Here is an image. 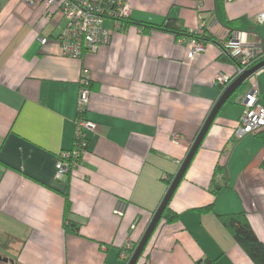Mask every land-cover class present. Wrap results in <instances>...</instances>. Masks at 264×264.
<instances>
[{"label":"crops","instance_id":"obj_1","mask_svg":"<svg viewBox=\"0 0 264 264\" xmlns=\"http://www.w3.org/2000/svg\"><path fill=\"white\" fill-rule=\"evenodd\" d=\"M92 1L111 8L119 0ZM123 1L129 23L107 19L110 42L74 58L61 50L58 4L0 0V247L12 255L0 254L15 264H128L222 96L216 75L237 70L219 39L243 30L264 47V0ZM168 18L183 31L204 23L217 42L190 57L186 37L135 23ZM84 67L92 76L85 116L98 127L86 131L79 168L58 178L59 154L74 143ZM257 81L264 105V67ZM248 89L220 108L170 199L177 220L160 218L138 264H255L217 217L245 212L264 241V128L234 133ZM217 166L227 172L222 187ZM66 194L79 235L63 227ZM118 200L127 204L121 217Z\"/></svg>","mask_w":264,"mask_h":264},{"label":"built area","instance_id":"obj_2","mask_svg":"<svg viewBox=\"0 0 264 264\" xmlns=\"http://www.w3.org/2000/svg\"><path fill=\"white\" fill-rule=\"evenodd\" d=\"M29 5L36 6L39 0H25ZM46 5L58 4L66 20L65 27L58 39L62 53L74 58H82L86 53H95L102 46L107 45L112 37V31L105 27L107 19L113 20L117 26L130 18L131 7L126 1L119 0L113 7L106 8L92 0H43ZM257 21L264 23V11L261 12ZM187 38L188 54L190 57L205 50L206 42L201 37L206 35V26L201 23L196 29L189 31ZM248 31L228 30L219 39L222 54L233 58L237 62L235 74L228 75L219 73L215 77V84L220 87L222 94L228 86L247 70L264 60V47L255 43L249 37ZM41 43H46L47 38H40ZM180 41H184L180 37ZM258 71L254 72L246 81L249 89L246 92L242 105L243 111L234 133L238 137L256 133L264 128V105L260 102V84L257 81ZM253 78V80H250ZM92 76L88 67H84L80 74L79 94L75 120V132L73 147L59 154L56 164V176L62 178L78 169L82 163L88 147L86 131L96 130V122L86 118L89 98L91 94ZM173 141H180L179 133L172 134ZM126 202L118 200L114 207V214L124 216ZM129 250H133L132 243L127 244Z\"/></svg>","mask_w":264,"mask_h":264},{"label":"trees","instance_id":"obj_3","mask_svg":"<svg viewBox=\"0 0 264 264\" xmlns=\"http://www.w3.org/2000/svg\"><path fill=\"white\" fill-rule=\"evenodd\" d=\"M129 18H127L124 22L129 23ZM139 27H143L144 30L148 29H159L164 30L168 32H172L176 34L177 37H186L189 38L191 35L189 31H183L178 23L177 20L174 18H168L165 20L162 24H150V23H144V22H135ZM201 39L205 42L207 41H216L217 39L212 35H205L201 37ZM224 57L225 55L222 54ZM233 61L236 65L237 62L233 58H230L228 56H225V58ZM249 86V82L246 81L243 83L229 98L227 101L233 100L234 96L239 93H242L246 90V88ZM260 102L262 99L261 92L259 96ZM262 167L264 168V160L262 162ZM216 174L221 175L222 184H220V187L224 186L228 182L227 172L226 169L223 166H217L215 170ZM216 179L214 178L213 181ZM172 179H168L167 183L168 185H171ZM214 193L217 191L214 188ZM171 199V198H170ZM170 200L165 207L161 219H166L167 222L171 223L177 220L178 215L176 212H174L170 208ZM208 208H212V206H209ZM207 209V208H206ZM202 209V210H206ZM71 210V201L69 199V196L65 195V206H64V219H63V227L65 231L68 234H74L79 235L80 226L79 224L75 223L74 221L68 219V213ZM218 219L222 223V225L230 232L233 239L236 241L237 244L241 246V248L244 250V252L250 257V259L255 264H264V241H262L254 231L247 215L245 212H239V213H230V214H217ZM137 244L134 246V250L136 249ZM146 248V246H145ZM141 253L140 257L138 258L136 264L140 261L142 257H144V252ZM194 264H212L211 260H206L203 263L202 262H196Z\"/></svg>","mask_w":264,"mask_h":264},{"label":"water","instance_id":"obj_4","mask_svg":"<svg viewBox=\"0 0 264 264\" xmlns=\"http://www.w3.org/2000/svg\"><path fill=\"white\" fill-rule=\"evenodd\" d=\"M264 67V60L257 63L255 66L247 70L244 74L239 76L236 80H234L228 88L224 91L220 99L215 104L213 110L211 111L209 117L207 118L206 122L202 126L197 138L195 139L192 147L190 148L185 160L183 161L181 168L178 172V174L175 176L174 180L172 181L169 190L167 192V195L165 196V199L163 200L162 204L160 205L159 209L155 212L154 217L152 221L150 222L147 230L145 231L144 235L142 236L141 240L138 242L136 249L134 250L133 254L131 255L128 264H136L138 258L140 257L141 253L143 252L149 238L151 237L158 221L162 217V213L167 206L170 198L174 194L176 188L178 187L186 169L190 165V162L192 161L194 155L196 154L198 148L200 147L205 135L207 134L210 126L212 125L215 117L217 116L220 108L222 105L228 100V98L243 84L246 82V80L252 76V74L256 71H259Z\"/></svg>","mask_w":264,"mask_h":264},{"label":"flooded vegetation","instance_id":"obj_5","mask_svg":"<svg viewBox=\"0 0 264 264\" xmlns=\"http://www.w3.org/2000/svg\"><path fill=\"white\" fill-rule=\"evenodd\" d=\"M0 264H15L14 260L0 254Z\"/></svg>","mask_w":264,"mask_h":264},{"label":"rangeland","instance_id":"obj_6","mask_svg":"<svg viewBox=\"0 0 264 264\" xmlns=\"http://www.w3.org/2000/svg\"><path fill=\"white\" fill-rule=\"evenodd\" d=\"M250 80H253V78H251ZM239 92H241V91H239ZM0 252L6 253L2 247H0ZM5 255L9 256V255H12V254H10L9 252H7Z\"/></svg>","mask_w":264,"mask_h":264}]
</instances>
